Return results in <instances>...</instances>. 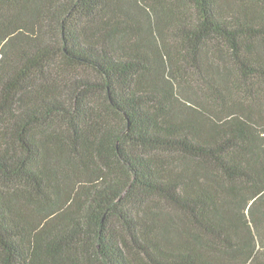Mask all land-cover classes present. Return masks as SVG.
Masks as SVG:
<instances>
[{
	"label": "trees",
	"instance_id": "16d2710c",
	"mask_svg": "<svg viewBox=\"0 0 264 264\" xmlns=\"http://www.w3.org/2000/svg\"><path fill=\"white\" fill-rule=\"evenodd\" d=\"M0 264H264V0H0Z\"/></svg>",
	"mask_w": 264,
	"mask_h": 264
}]
</instances>
